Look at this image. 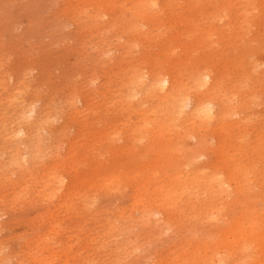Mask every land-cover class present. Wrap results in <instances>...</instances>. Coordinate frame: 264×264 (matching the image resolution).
Listing matches in <instances>:
<instances>
[{
    "label": "rangeland",
    "instance_id": "374dc122",
    "mask_svg": "<svg viewBox=\"0 0 264 264\" xmlns=\"http://www.w3.org/2000/svg\"><path fill=\"white\" fill-rule=\"evenodd\" d=\"M134 1L0 0V264H245L249 253H255L246 246L229 255L222 244L233 221L264 217V0H156L152 7L154 0H143L145 17L140 11L134 14ZM214 13L220 17L210 18ZM182 16L191 18L185 22ZM204 71L214 82L207 98L221 103L226 112L220 125L217 120L188 118V107L167 119V111H173L171 102L159 100V91L149 86L148 77L166 74L176 98L193 99L204 90L196 86L197 75ZM17 127L23 128L21 134H16ZM59 175L65 182L61 188ZM176 175L177 181L186 180L184 187L176 180L170 183ZM213 176L220 178V192L209 184ZM137 186L143 202L159 188L148 212L133 199ZM166 188L172 190L163 200ZM214 239L220 240V249L211 246ZM258 259L264 264V252Z\"/></svg>",
    "mask_w": 264,
    "mask_h": 264
},
{
    "label": "bare ground",
    "instance_id": "6f19581e",
    "mask_svg": "<svg viewBox=\"0 0 264 264\" xmlns=\"http://www.w3.org/2000/svg\"><path fill=\"white\" fill-rule=\"evenodd\" d=\"M70 1V0H69ZM107 0H105V2H106ZM109 1V0H108ZM113 1V0H112ZM126 1V0H125ZM146 1V0H145ZM151 0H148L147 2H150ZM155 1L156 0H154V2L152 1L150 4H152L151 5V7L153 6V4L155 3ZM206 1V0H205ZM228 1V0H227ZM246 1V0H245ZM250 2H251V0H249ZM253 1V0H252ZM262 1V0H261ZM74 2V1H73ZM102 2H103V0H102ZM111 2V1H110ZM128 2V1H127ZM134 2H136V6H135V8H137L135 11H134V14H136V12H138V11H140V13L142 12V14L144 13V17H145V12H144V9H143V3H147V2H143V0H135ZM176 2V1H175ZM195 2H197V1H195ZM209 2V1H208ZM211 2V1H210ZM214 2V1H213ZM212 2V3H213ZM236 2V1H235ZM256 3H258L259 2V0H258V2L257 1H255ZM100 3V2H99ZM112 3V2H111ZM120 3V2H119ZM122 3V2H121ZM120 3V4H121ZM125 3V2H124ZM133 3V2H132ZM168 3L170 4V2L168 1ZM234 3V2H233ZM264 3V2H263ZM262 3V4H263ZM73 4V3H72ZM103 4V3H102ZM123 4V3H122ZM134 4V3H133ZM133 4H132V6H133ZM149 4V3H148ZM148 4H147V6H148ZM156 4V3H155ZM197 4V3H196ZM199 4V3H198ZM208 4V3H207ZM261 4V5H262ZM104 5L105 4H103L102 5V7H104ZM107 5V4H106ZM109 5V4H108ZM112 5H114V4H112ZM124 5V4H123ZM131 5V4H130ZM176 5V4H175ZM180 5V4H179ZM211 5V4H210ZM227 5V4H226ZM226 5L225 6H223V8L224 7H226ZM239 5V4H238ZM240 5H241V2H240ZM63 6V5H62ZM115 6V5H114ZM120 6V5H119ZM118 6V7H119ZM146 6V7H147ZM174 6V5H173ZM231 6V5H230ZM249 6H252V5H250L249 4ZM259 6V5H258ZM258 6H256L257 7V9H258ZM105 7H109V6H105ZM117 7V6H116ZM117 7V8H118ZM149 8H150V6H148ZM148 7H147V9H148ZM155 7V6H154ZM169 7V6H168ZM168 7H167V9H168ZM175 7V6H174ZM192 7V6H191ZM215 7H217V6H215ZM229 7V6H228ZM236 7V6H235ZM253 7V6H252ZM264 7V6H263ZM262 7V8H263ZM110 8V7H109ZM108 8V9H109ZM127 10H126V12L128 11V8H129V5H128V8L127 7H125ZM144 8H145V6H144ZM162 8V7H161ZM165 8V7H164ZM193 8V7H192ZM222 8V7H221ZM222 8V9H223ZM261 7H260V10L262 9ZM85 9V8H84ZM83 9V10H84ZM87 9V8H86ZM90 9V8H89ZM113 9V8H112ZM147 9H146V11H147ZM153 9V8H152ZM187 9V8H186ZM194 9V8H193ZM256 9V8H255ZM106 10V9H105ZM172 10V9H171ZM175 10V9H174ZM215 10V9H214ZM213 10V11H214ZM218 10H220V9H218ZM224 10V9H223ZM116 11H118V10H116ZM115 11V12H116ZM131 11V10H130ZM168 11H169V9H168ZM167 11V12H168ZM188 11H189V9H188ZM221 12H222V10H220ZM241 11V10H240ZM129 12V11H128ZM148 12V11H147ZM150 12H151V8H150ZM149 12V13H150ZM153 12V11H152ZM162 11H160V13H161ZM217 12V11H216ZM220 12V13H221ZM263 12H264V10H263ZM139 13V14H140ZM157 13V12H156ZM171 13V12H170ZM174 13V12H173ZM175 13H177L176 11H175ZM200 12H198V14H199ZM260 13H262V12H260ZM259 13V14H260ZM105 14V12L103 13V15ZM129 14H130V12H129ZM132 14V13H131ZM138 14V13H137ZM138 14V15H139ZM142 14H141V16H142ZM186 14V13H185ZM190 14V13H189ZM193 14V13H192ZM215 14H217V13H214V16H211L210 18H215ZM147 15H149V14H147ZM155 15H157V14H155ZM154 15V16H155ZM162 15V14H161ZM174 15H176V14H174ZM177 15H179V14H177ZM211 15V14H210ZM213 15V14H212ZM236 15V14H235ZM235 15H234V17H235ZM64 16V15H63ZM86 16H87V14H86ZM105 16V15H104ZM119 16H121V14L119 15ZM123 16V15H122ZM134 16V15H133ZM163 16V15H162ZM207 16H209V15H207ZM217 16H219L220 17V15L219 14H217ZM263 16V15H262ZM67 17V16H66ZM129 17V16H128ZM148 17V16H147ZM150 17V16H149ZM186 17V16H185ZM184 17V18H185ZM218 17V18H219ZM103 18H105V17H103ZM111 18V17H110ZM124 18V17H123ZM126 18V17H125ZM130 18H133L132 17V15H131V17H129V19ZM137 18V17H136ZM140 18H142V17H140ZM154 17H152V19H153ZM168 18H170V17H168ZM167 18V19H168ZM177 18H178V16H177ZM180 18V17H179ZM182 18H183V16H182ZM181 18V19H182ZM183 18V19H184ZM189 18H191V17H188V19ZM66 19V18H65ZM127 19L128 18H126L125 20L127 21ZM128 19V20H129ZM145 19V18H144ZM155 19V18H154ZM160 18H158L157 20H159ZM186 19V18H185ZM188 19H186V21L185 22H188L187 20ZM200 19V18H199ZM226 19V18H225ZM240 19H241V17H240ZM121 19H119V21H120ZM124 20V19H123ZM124 20V21H125ZM135 20V19H134ZM136 20H138V19H136ZM150 20V19H149ZM156 20V21H157ZM195 20H197V19H195ZM205 20V19H204ZM210 20V19H209ZM208 20V21H209ZM219 20V19H218ZM90 21H91V19H90ZM97 21V20H96ZM133 21V20H132ZM139 21H140V19H139ZM138 21V22H139ZM155 21V22H156ZM178 21V20H177ZM212 21V20H211ZM215 21V20H214ZM87 22V21H86ZM89 22V21H88ZM122 23H123V21H121ZM121 22H120V24H121ZM165 22V21H164ZM198 22H200V21H198ZM202 22V21H201ZM218 22V21H217ZM235 22V21H234ZM71 23V22H70ZM128 23H130V22H128ZM133 23H134V21H133ZM132 23V24H133ZM154 23V22H153ZM181 23V22H180ZM192 23V22H191ZM190 23V24H191ZM208 23H210V22H208ZM207 23V24H208ZM238 23V22H237ZM132 24H131V28H127V30L128 29H132ZM136 24V23H135ZM160 24H162L161 22H160ZM249 24V23H248ZM103 25V24H102ZM130 25V24H129ZM136 25H139V24H136ZM135 25V26H136ZM155 25V24H154ZM187 25V24H186ZM185 25V26H186ZM210 24H208V26H209ZM238 25V24H237ZM125 26V25H124ZM135 26L133 27V28H135ZM163 26V25H162ZM193 26H194V24H193ZM128 27V26H127ZM138 27V26H137ZM140 27H141V25H140ZM142 27H143V25H142ZM156 27V26H155ZM160 27V26H159ZM201 27H203V26H201ZM206 27H207V25H206ZM231 27V26H230ZM236 27V26H235ZM234 27V28H235ZM249 27V26H248ZM252 27V26H251ZM113 28V27H112ZM122 28V27H121ZM148 28V27H147ZM157 28V27H156ZM161 28V27H160ZM198 28V27H197ZM73 29H74V27H73ZM138 29V28H137ZM136 29V30H137ZM140 29V28H139ZM154 29V28H153ZM167 28H165L164 30H166ZM196 29V25L194 26V30ZM199 29H203V28H199ZM206 29H209L208 27L206 28ZM79 30V29H78ZM123 30V29H122ZM135 30V29H134ZM149 30V29H148ZM156 30V29H155ZM158 30V29H157ZM168 30V29H167ZM236 30V29H235ZM125 31H126V29H125ZM141 31V30H140ZM163 31V30H162ZM161 31V32H162ZM196 31H198V30H196ZM204 31V29L202 30V32ZM206 31V30H205ZM213 31V30H212ZM73 32V31H72ZM131 32H133L132 30H131ZM130 31H129V33H131ZM136 32H139L138 30L136 31ZM136 32H134V34L136 33ZM143 32V31H142ZM142 32L141 33H139V35H138V37H140V34H142ZM146 31H144L143 33H145ZM157 32H159V31H157ZM156 32V33H157ZM161 32H160V34H161ZM169 32V31H168ZM180 32V31H179ZM208 32H210V31H208ZM208 32H205V33H207L208 34ZM220 32V31H219ZM88 33V32H87ZM153 33V32H152ZM155 33V34H156ZM164 33H165V31H164ZM194 33V32H193ZM122 34H126V33H122ZM133 34V33H132ZM137 34V33H136ZM177 34V33H176ZM190 35L192 34L191 33V31H190V33H189ZM188 34V35H189ZM200 34V33H199ZM130 35V34H129ZM143 35V34H142ZM141 35V36H142ZM149 35V34H148ZM148 35H146V37L148 36ZM162 35H164V34H162ZM175 35V34H174ZM201 35V34H200ZM88 36V35H87ZM131 36V35H130ZM134 36V35H133ZM133 36H131L132 38H134ZM153 36V35H152ZM212 36V35H211ZM137 37V36H136ZM137 37V38H138ZM158 37H161V36H158ZM181 37V36H180ZM197 37H200V36H197ZM206 37H208V36H206ZM148 38H150V37H148ZM148 38H146V39H148ZM156 38V37H155ZM187 38V37H186ZM185 38V39H186ZM76 39H77V37H76ZM95 39V38H94ZM114 39H115V37H114ZM125 39H127V37L125 38ZM124 39V40H125ZM135 39V38H134ZM187 39H189V38H187ZM208 39H210V37L208 38ZM119 40V39H118ZM128 40H129V38H128ZM170 40H172V38L170 39ZM179 40V39H178ZM205 40V39H204ZM207 40V39H206ZM120 41V40H119ZM151 41H153V40H151ZM195 41V40H194ZM99 42V41H98ZM129 42V41H128ZM132 42V41H131ZM134 42L135 41H133L132 43L134 44ZM182 42V41H181ZM190 42V41H189ZM125 43V42H124ZM131 43V44H132ZM136 43V42H135ZM162 43V42H161ZM164 43V42H163ZM128 43L126 42V45H127ZM133 44H132V46H133ZM164 44H166V43H164ZM198 44V43H197ZM200 44V43H199ZM79 45V44H78ZM128 45H130V43L128 44ZM93 46V45H92ZM146 46H147V44H146ZM179 46V45H178ZM178 46H174V47H178ZM184 46V45H183ZM186 46V45H185ZM78 47V46H77ZM96 47V46H95ZM109 47V46H108ZM134 47H135V45H134ZM79 48V47H78ZM170 49L172 48V47H169ZM190 49H191V51H192V48L191 47H189ZM194 48V47H193ZM208 48V47H207ZM168 49V48H167ZM77 50V49H76ZM172 50H174V49H172ZM183 50V49H182ZM189 50V49H188ZM188 50H186V51H188ZM204 50V49H203ZM72 51V50H71ZM95 51V50H94ZM93 51V52H94ZM99 51V50H98ZM128 51V50H127ZM142 51V50H141ZM163 51V50H162ZM161 51V52H162ZM165 51V50H164ZM163 51V52H164ZM82 52V51H81ZM123 52V51H122ZM172 52V51H171ZM171 52H165V53H170V54H168L169 55V57L170 56H172L173 54H171ZM108 53V55H109V53L110 52H107ZM173 53V52H172ZM141 54V53H140ZM164 54V53H163ZM162 54V56L164 57V55ZM167 55V56H168ZM187 55H189V53L187 54ZM215 55V54H214ZM137 56V55H136ZM86 57V56H85ZM105 57V56H104ZM114 57H117V56H114ZM120 57V56H119ZM118 57V58H119ZM123 57V56H122ZM133 57H134V54H133ZM147 57V56H146ZM155 57V56H154ZM5 58V57H4ZM126 58V57H125ZM148 58V57H147ZM3 59V58H2ZM149 59V58H148ZM182 59V58H181ZM150 60V59H149ZM148 60V61H149ZM152 60V59H151ZM150 60V61H151ZM167 60V59H166ZM188 60V59H187ZM110 61V60H109ZM154 61V60H153ZM1 62V61H0ZM117 62V61H116ZM132 62V61H131ZM145 62V61H144ZM152 62V61H151ZM164 62V61H163ZM166 62V61H165ZM193 62V61H192ZM5 63V62H4ZM138 63V62H137ZM156 63V62H155ZM154 63V64H155ZM208 63V62H207ZM144 64V63H143ZM151 64V63H150ZM174 64V63H173ZM191 64V63H190ZM193 64V63H192ZM196 64V63H195ZM217 64V63H216ZM132 65H133V63H132ZM135 65V64H134ZM149 65V64H148ZM179 65V64H178ZM189 65V64H188ZM203 65V64H202ZM221 65V64H220ZM146 66V65H145ZM161 66V65H160ZM167 66H169V65H167ZM193 66V65H192ZM22 67V66H21ZM220 67V66H219ZM0 68H1V66H0ZM128 68V67H127ZM166 68V67H165ZM181 68H183V67H181ZM185 68V67H184ZM92 69V68H91ZM134 69V68H133ZM213 69V68H212ZM211 69V70H212ZM215 69V68H214ZM22 70V69H21ZM115 70V69H114ZM145 70V69H144ZM167 70V69H166ZM185 70V69H184ZM218 70V69H217ZM142 71V70H141ZM160 71V70H159ZM26 72V71H25ZM145 72V71H144ZM162 72V71H161ZM165 72V71H164ZM173 72V71H172ZM219 72V71H218ZM177 73V72H176ZM181 73V72H180ZM212 73V72H211ZM239 73V72H238ZM93 74V73H92ZM126 74V73H125ZM132 74V73H131ZM178 74V73H177ZM185 74V73H184ZM195 74V73H194ZM120 75V74H119ZM145 75V74H144ZM175 75V74H174ZM173 75V76H174ZM186 75V74H185ZM219 75V74H218ZM129 76V75H128ZM171 76V75H170ZM21 77V76H20ZM179 77V76H178ZM219 77V76H218ZM16 78V77H15ZM87 78V77H86ZM184 78V77H183ZM197 78H198V82L196 83V86L198 87V88H203L204 90L202 91V92H200L199 94H196V95H194V97H193V99H190L189 97H183V96H181V97H178V98H176V95H175V93H174V84H173V82H172V80L170 79V77L168 76V75H166V74H163V75H161V76H154V77H152L151 75L148 77V79H150V81L151 82H149V86L151 87H153V88H155V89H157L158 91H159V100L160 101H162V102H171V108L173 109V111H167V116H166V118L167 119H171V117H173L174 116V113H176L177 112V114L179 115V113H180V115H181V112L182 111H184V108L185 107H188V112H186L187 113V116H188V118H198V119H200L201 121H204V122H209V123H211L212 122V120H217V123H219V125H220V119L223 117V115L226 113H224V107H223V105L222 106H220V104L221 103H219L218 105L214 102V101H212L210 98H207V96L209 97V92L214 88V82H213V79H212V76H211V74L208 72V71H204V72H201V73H199L198 75H197ZM214 78V77H213ZM92 79V78H91ZM98 79H100V78H98ZM143 80V78H141V76H140V74H139V82H144V81H142ZM113 80V79H112ZM185 80H187V79H185ZM21 81V80H20ZM93 81V80H92ZM95 81V80H94ZM137 81V80H136ZM178 81V80H177ZM182 81V80H181ZM222 81V80H221ZM19 82V81H18ZM99 82V81H98ZM139 82H138V84H139ZM185 82V81H184ZM183 82V83H184ZM19 83H21V82H19ZM74 83V82H73ZM93 83V82H92ZM95 83H97V82H95ZM106 83V82H105ZM17 85H18V83H16ZM62 84V83H61ZM65 85V84H64ZM216 85V84H215ZM23 86V85H22ZM26 86V85H25ZM74 86V85H73ZM111 86V85H110ZM147 86V85H146ZM176 86V85H175ZM16 87V86H15ZM64 87V86H63ZM69 87V86H68ZM205 87V88H204ZM3 88H5V87H3ZM222 88V87H221ZM103 89V88H102ZM206 89V90H205ZM14 90H16V89H14ZM63 90V89H62ZM100 90V89H99ZM107 90L108 89H106V92H107ZM145 90V89H144ZM190 90V89H189ZM238 90V89H237ZM23 91V90H22ZM26 91V90H25ZM33 91V90H32ZM31 91V92H32ZM113 91H114V89H113ZM122 91V90H121ZM16 92V91H15ZM18 92V91H17ZM21 92V91H20ZM28 92V91H27ZM88 92V91H87ZM86 92V93H87ZM191 92V91H190ZM13 93V92H12ZM50 93V92H49ZM56 93V92H55ZM105 93V92H104ZM130 93V92H129ZM138 93V92H137ZM156 93V92H155ZM192 93V92H191ZM198 93V92H197ZM1 94V93H0ZM23 94V93H22ZM72 94H74V93H72ZM99 94V93H98ZM135 94V93H134ZM248 94V93H247ZM246 94V95H247ZM257 94V93H256ZM37 95V94H36ZM53 95V94H52ZM57 95V94H56ZM58 96V95H57ZM92 96V95H91ZM97 96V95H96ZM110 96V95H109ZM127 96V95H126ZM130 96V95H129ZM134 96V95H133ZM133 96H130L131 97V99H133L132 97ZM136 96V95H135ZM214 96V95H213ZM234 96V95H233ZM255 96V95H254ZM40 97H42V96H40ZM53 97V96H52ZM130 97L128 98L127 97V99H130ZM229 97V96H228ZM236 97V96H235ZM101 98V97H100ZM136 98V97H135ZM145 98V97H144ZM157 98V97H156ZM212 98V97H211ZM11 99H12V97H11ZM86 99H88V98H86ZM93 99V98H92ZM123 99V98H122ZM149 99V98H148ZM221 99V98H220ZM223 99V98H222ZM9 100V99H8ZM13 100V99H12ZM21 101H22V99H20ZM24 100V99H23ZM36 100V99H35ZM78 100V99H77ZM114 100V99H113ZM118 100V99H117ZM126 100V99H125ZM137 100V99H136ZM154 100V99H153ZM237 100V99H236ZM20 101V102H21ZM223 101V100H222ZM239 101V100H238ZM17 102V101H16ZM18 102H19V100H18ZM68 102V101H67ZM75 102V101H74ZM77 102V101H76ZM93 102V101H92ZM97 102V101H96ZM153 102V101H152ZM30 103V102H29ZM65 103V102H64ZM100 103V102H99ZM225 103V102H224ZM228 103H229V101H228ZM233 103V102H232ZM24 104V103H23ZM70 104V103H69ZM158 104H160V103H158ZM231 104V103H230ZM3 105V104H2ZM46 105V104H45ZM53 105V104H52ZM63 105V104H62ZM111 105V104H110ZM109 105V106H110ZM133 105V104H132ZM145 105V104H144ZM143 105V106H144ZM217 105V106H216ZM252 105V104H251ZM31 106V105H30ZM42 106V105H41ZM115 106V105H114ZM148 106V105H147ZM33 107V106H32ZM36 107V106H35ZM103 107V106H102ZM136 107V106H135ZM162 107H163V105H162ZM190 107V108H189ZM232 107H234V105L233 106H231L230 108H232ZM55 108V107H54ZM98 108V107H97ZM121 108V107H120ZM142 108V107H141ZM9 109V108H8ZM28 109V108H27ZM60 109V108H59ZM58 109V110H59ZM77 109V108H76ZM80 109V108H79ZM99 109V108H98ZM170 109V108H169ZM185 109H187V108H185ZM81 110V109H80ZM91 110V109H90ZM108 110V109H107ZM118 110V109H117ZM152 110V109H151ZM150 110V111H151ZM159 110V109H158ZM158 110H157V112H158ZM228 110V109H227ZM237 110V109H236ZM242 110V109H241ZM1 111V110H0ZM9 111V110H8ZM47 111V110H46ZM45 111V112H46ZM61 111H63V112H65L63 109L61 110ZM145 111V110H144ZM147 111V110H146ZM145 111V112H146ZM156 111V110H155ZM239 111V110H238ZM238 111H236V112H238ZM15 112V111H14ZM28 112L31 114H33V112H34V109L33 108H30L29 110H28ZM73 112H74V110H73ZM76 112H78V111H75L74 113H76ZM140 112V111H139ZM185 112V111H184ZM37 113V112H36ZM43 113V112H42ZM53 113V112H52ZM88 113V112H87ZM135 113H137V112H135ZM148 114H149V112H147ZM39 114V113H38ZM86 114V113H85ZM121 114V113H120ZM145 114V113H144ZM151 114V113H150ZM26 115H28V113L26 114ZM51 115V114H50ZM141 115V114H140ZM179 115V116H180ZM185 115V114H184ZM78 116V115H77ZM90 116V115H89ZM101 116V115H100ZM103 116V115H102ZM122 116V115H121ZM130 116V115H129ZM179 116L177 117V118H179ZM9 117H10V115H9ZM29 117H31L32 118V116H29ZM55 117V116H54ZM57 117V116H56ZM58 117H60V116H58ZM99 117V116H98ZM108 117V116H107ZM80 118V117H79ZM85 118V117H84ZM122 118V117H121ZM127 118V117H126ZM142 118V117H141ZM165 118V119H166ZM34 119V118H33ZM32 119V120H33ZM50 119H52V118H49V120ZM71 119H72V117H71ZM81 119H83V117L82 118H80V120ZM114 119V118H113ZM129 119V118H128ZM131 119V118H130ZM181 119H182V117H181ZM197 119V120H198ZM30 120V119H29ZM46 120H48V118L46 119ZM59 120V119H58ZM85 120V119H84ZM90 120V119H89ZM89 120H88V122H89ZM95 120V119H94ZM123 120V119H122ZM134 120V119H133ZM183 120V119H182ZM224 120V119H223ZM245 120V119H244ZM5 121V120H4ZM54 121V120H53ZM92 121V120H91ZM100 121V120H99ZM113 121V120H112ZM176 121V120H175ZM185 121V120H184ZM188 121V120H187ZM211 121V122H210ZM75 122V121H74ZM93 122V121H92ZM111 122V121H110ZM135 122V121H134ZM224 122V121H223ZM34 123V122H33ZM66 123V122H65ZM99 123V122H98ZM164 123V122H163ZM4 124V123H3ZM8 124V123H7ZM46 124V123H45ZM52 124V123H51ZM71 124V123H70ZM134 124V123H133ZM185 124V123H184ZM227 124V123H226ZM225 124V125H226ZM26 125V124H25ZM53 125H54V123H53ZM61 125V124H60ZM157 125V124H156ZM182 125V124H181ZM180 125V126H181ZM186 125V124H185ZM15 126V125H14ZM19 126H21V125H19ZM96 126V125H95ZM103 126V125H102ZM146 126H148V125H146ZM210 126V125H209ZM216 126H218V125H216ZM71 127V126H70ZM92 127V126H91ZM109 127V126H108ZM139 127V126H138ZM137 126L136 127H132V128H138ZM144 126H141V128H143ZM202 127H204V126H202ZM224 127V126H223ZM18 128V127H17ZM42 128V127H41ZM48 128V127H47ZM150 128V127H149ZM165 128V127H164ZM180 128V127H179ZM184 128H186V127H184ZM216 128V127H215ZM239 128V127H238ZM248 128V127H247ZM45 129V128H44ZM77 129V128H76ZM86 129V128H85ZM106 129V128H105ZM122 129V128H121ZM162 129V127H160L159 126V129L158 130H161ZM197 129H199L200 130V128H197ZM205 129V128H204ZM210 129H211V127H210ZM256 129V128H255ZM7 130V129H6ZM12 130V129H11ZM22 130H23V128H18L17 129V131H16V134H21V132H22ZM95 130V129H94ZM150 130V129H149ZM182 130V129H181ZM203 130V129H202ZM206 130V129H205ZM241 130V129H240ZM26 131V130H25ZM41 131H43V130H41ZM45 131V130H44ZM48 131V130H47ZM62 131V130H61ZM108 131H111V130H108ZM107 131V132H108ZM120 131V130H119ZM118 131V132H119ZM129 131V130H128ZM138 131V130H137ZM152 131V130H151ZM255 131V130H254ZM1 132V131H0ZM53 132V131H52ZM73 132V131H72ZM98 132V131H97ZM147 132V131H146ZM159 132V131H158ZM166 131H164V133H165ZM253 132V131H252ZM29 133V132H28ZM38 133H39V131H38ZM46 133V132H45ZM99 133H101V131L99 132ZM121 133V132H120ZM128 133V132H127ZM147 133H150V132H147ZM155 133H157V132H155ZM167 133V132H166ZM172 133V132H171ZM184 133V132H183ZM203 133V132H202ZM217 133V132H216ZM231 133V132H230ZM41 134V133H40ZM82 134V133H81ZM137 134V133H136ZM169 134V133H168ZM186 134H188V133H186ZM209 134V133H208ZM207 134V135H208ZM224 134H225V132H224ZM91 135V134H90ZM116 135H118V134H116ZM147 135V134H146ZM160 135V134H159ZM185 135V134H184ZM189 135V134H188ZM198 135V134H197ZM205 135V134H204ZM231 135H233V134H231ZM249 135V134H248ZM3 136V135H2ZM18 136V135H17ZM21 136V135H20ZM24 136V135H23ZM49 136V135H48ZM70 136V135H69ZM95 136V135H94ZM100 136H102V135H100ZM136 136V135H135ZM161 136V135H160ZM176 136H178L177 134H176ZM196 136V135H195ZM7 137V136H6ZM41 137V136H40ZM80 137V136H79ZM109 137H110V135H109ZM111 137H113V136H111ZM117 137V136H116ZM120 137V136H119ZM130 137V136H129ZM198 137V136H197ZM201 137V136H200ZM226 137H227V135H226ZM34 138V137H33ZM53 138V137H52ZM51 138V139H52ZM92 138H94V137H92ZM115 138V137H114ZM118 138V137H117ZM146 138V137H145ZM158 138V137H157ZM156 138V139H157ZM225 138V137H224ZM253 138V137H252ZM7 139V138H6ZM49 139V138H48ZM58 139V138H57ZM79 139V138H78ZM86 139V138H85ZM96 139V138H95ZM131 139V138H130ZM137 138H135V140H136ZM139 139V138H138ZM137 139V140H138ZM141 139H144V138H141ZM155 139V140H156ZM178 139V138H177ZM193 139V138H192ZM245 139V138H244ZM2 140H3V138H2ZM53 140V139H52ZM67 140V139H66ZM83 140V139H82ZM125 140V139H124ZM154 140V141H155ZM166 140V139H165ZM176 140V139H175ZM204 140V139H203ZM23 141V140H22ZM49 141V140H48ZM47 141V142H48ZM120 141V140H119ZM131 141V140H130ZM139 141H140V139H139ZM138 141V142H139ZM153 141V140H152ZM172 141H174V140H172ZM228 141V140H227ZM261 140L259 139V141L258 142H260ZM52 142V141H51ZM57 142V141H56ZM73 142H74V140H73ZM151 142V141H150ZM149 142V143H150ZM167 142H169L168 141V139H167V141H166V143ZM230 142V141H229ZM251 142V141H250ZM254 142V141H253ZM257 142V143H258ZM63 143V142H62ZM81 143V142H80ZM87 143V142H86ZM98 143H100V141L98 142ZM118 143H120V142H118ZM148 143V142H147ZM180 143V142H179ZM205 143V142H204ZM1 144V143H0ZM46 144V143H45ZM57 144V143H56ZM64 144V143H63ZM197 144V143H196ZM228 144V143H227ZM9 145V144H8ZM42 145V144H41ZM96 145V144H95ZM106 145V144H105ZM129 145V144H128ZM145 145V144H144ZM143 145V146H144ZM150 145H151V143H150ZM175 145V144H174ZM173 145V146H174ZM201 145V144H200ZM30 146V145H29ZM44 146V145H43ZM55 146V145H54ZM63 146V145H62ZM80 146V145H79ZM118 146V145H117ZM192 146V145H191ZM204 146V145H203ZM224 146V145H223ZM41 147V146H40ZM126 147H128V146H126ZM126 147H125V150H126ZM136 147V146H135ZM162 147V146H161ZM166 147V146H165ZM221 147V146H220ZM226 147V146H225ZM228 147V146H227ZM21 148V147H20ZM59 148V147H58ZM57 148V149H58ZM71 148V147H70ZM85 148H87V147H85ZM93 148V147H92ZM138 148V147H137ZM143 148V147H142ZM156 148H158V147H156ZM169 148V147H168ZM245 148V147H244ZM243 148V149H244ZM62 149V148H61ZM60 149V150H61ZM77 149V148H76ZM98 149V148H97ZM114 149H115V147H114ZM144 149V148H143ZM149 149V148H148ZM181 150H182V148H180ZM180 149H178L180 152H181V150ZM190 149V148H189ZM195 149V148H194ZM204 149V148H203ZM207 149H209V148H207ZM206 149V150H207ZM228 149V148H227ZM25 150V149H24ZM70 150V149H69ZM75 150V149H74ZM90 150V149H89ZM167 150H169V149H167ZM166 150V151H167ZM172 150H174V148L172 149ZM212 150H214V149H212ZM226 150V149H225ZM18 151V150H17ZM57 151V150H56ZM94 151V150H93ZM98 151V150H97ZM96 151V152H97ZM120 151V150H119ZM134 151V150H133ZM156 151V150H155ZM159 151V150H158ZM165 151V150H164ZM175 151H176V148H175ZM184 151V150H183ZM200 151H202V150H200ZM33 152V151H32ZM46 152V151H45ZM102 152V151H101ZM185 152V151H184ZM221 152V151H220ZM229 152V151H228ZM54 153V152H53ZM66 153V152H65ZM74 153V152H73ZM89 153V152H88ZM121 153V152H120ZM135 153H137L136 151H135ZM172 153V152H171ZM179 153V152H178ZM223 153V152H222ZM252 152H250L249 154H251ZM78 154V153H77ZM108 154V153H107ZM123 154V153H122ZM132 154V153H131ZM140 154V153H139ZM146 154V153H145ZM159 154V153H158ZM162 154V153H161ZM184 154V153H183ZM182 154V155H183ZM230 154H231V152H230ZM253 154V153H252ZM2 155V154H1ZM27 155V154H26ZM72 155V154H71ZM99 155V154H98ZM102 154H100L99 156H101ZM135 155V154H134ZM31 156H33V155H31ZM89 156V155H88ZM97 156V155H96ZM139 156V155H138ZM195 156V155H194ZM231 156V155H230ZM40 157V156H39ZM51 157V156H50ZM68 157V156H67ZM69 157H70V155H69ZM76 157V156H75ZM121 157V156H120ZM182 157V156H181ZM185 157V156H184ZM196 157V156H195ZM194 157V158H195ZM23 159H24V157H22ZM45 158V157H44ZM59 158V157H58ZM63 158V157H62ZM81 158V157H80ZM79 158V159H80ZM111 158V157H110ZM141 158V157H140ZM144 158V157H143ZM152 158V157H151ZM228 158V157H227ZM226 158V159H227ZM258 158H261V157H258ZM10 159V158H9ZM57 159V158H56ZM76 159V158H75ZM75 159H74V161H75ZM107 159V158H106ZM219 159V158H218ZM255 159V158H254ZM25 160V159H24ZM33 160V159H32ZM39 160V159H38ZM63 160V159H62ZM84 160V159H83ZM144 160V159H143ZM154 160V159H153ZM217 160V159H216ZM242 160V159H241ZM246 160V159H245ZM73 161V160H72ZM77 161V160H76ZM85 161V160H84ZM90 161H92L91 160V158H90ZM162 161V160H161ZM161 161H159V162H161ZM166 161V160H165ZM212 161H215V160H212ZM234 161H235V159H234ZM35 162V161H34ZM41 162V161H40ZM132 162V161H131ZM138 162V161H137ZM152 162H154V161H152ZM158 162V163H159ZM170 162V161H169ZM230 162V161H229ZM241 162V161H240ZM57 163V162H56ZM126 163V162H125ZM135 163V162H134ZM143 163V162H142ZM157 163V162H156ZM157 163V164H158ZM167 163V162H166ZM161 164V165H167V164ZM182 163V161L180 162V164ZM191 163V162H190ZM211 163V162H210ZM259 163V162H258ZM5 164V163H4ZM24 164V163H23ZM48 164V163H47ZM151 164V163H150ZM173 164V163H172ZM171 164V165H172ZM209 164V163H208ZM217 164V163H216ZM216 164H215V166H216ZM237 164V163H236ZM240 164V163H239ZM68 165V164H67ZM82 165V164H81ZM175 165V164H174ZM194 165V164H193ZM207 165V164H206ZM261 165V164H260ZM28 166V165H27ZM69 166V165H68ZM94 166V165H93ZM138 166V165H137ZM141 166H143V165H141ZM190 166V165H189ZM230 166V165H229ZM228 166V167H229ZM30 167V166H29ZM47 167V166H46ZM123 167V166H122ZM168 167H169V165H168ZM185 167V166H184ZM263 167V166H262ZM1 168V167H0ZM70 168V167H69ZM85 168V167H84ZM115 168H117V167H115ZM132 168V167H131ZM139 168H141V167H139ZM155 168V167H154ZM173 168V167H172ZM190 168V167H189ZM210 168V167H209ZM223 168V167H222ZM11 169H12V167H11ZM39 169V168H38ZM43 169V168H42ZM46 169V168H45ZM75 169V168H74ZM111 169V168H110ZM147 169V168H146ZM152 169V168H151ZM159 169V168H158ZM164 169H166V168H164ZM163 169V170H164ZM168 169V168H167ZM199 169V168H198ZM217 169V168H216ZM225 169V168H224ZM134 170V169H133ZM138 170V169H137ZM136 170V171H137ZM143 170V169H142ZM141 170V171H142ZM174 170V169H173ZM4 171V170H3ZM108 171V170H107ZM110 171V170H109ZM129 171V170H128ZM146 171V170H145ZM157 171V170H156ZM165 171V170H164ZM216 171V170H215ZM221 171V170H220ZM233 171V170H232ZM261 171V170H260ZM114 172V171H113ZM130 172V171H129ZM166 172V171H165ZM164 172V173H165ZM227 172V171H226ZM258 172H259V170H258ZM44 173V172H43ZM60 173V172H59ZM75 173V172H74ZM85 173V172H84ZM110 173V172H109ZM139 173V172H138ZM155 173V172H154ZM153 173V174H154ZM171 173V172H170ZM201 173V172H200ZM94 174V173H93ZM95 174H97V173H95ZM132 174V173H131ZM137 174V173H136ZM177 174V173H176ZM202 174V173H201ZM204 174V173H203ZM224 174V173H223ZM110 175V174H109ZM117 175V174H116ZM122 175V174H121ZM148 175H149V173H148ZM155 175V174H154ZM248 175V174H247ZM50 176H52V175H50ZM106 176V175H105ZM104 176V177H105ZM168 176H169V174H168ZM179 176V175H178ZM258 176V175H257ZM19 177V176H18ZM49 177V176H48ZM64 177V176H63ZM108 177V176H107ZM137 177V176H136ZM135 177V178H136ZM140 177V176H139ZM138 177V178H139ZM145 177V176H144ZM167 177V176H166ZM221 177V176H220ZM21 178V177H20ZM23 178V177H22ZM34 178V177H33ZM101 178V177H100ZM106 178V177H105ZM110 178H112V176L110 177ZM121 178V177H120ZM126 178H127V175H126ZM128 178H131L132 179V177H128ZM167 178H170V177H167ZM222 178H224V177H222ZM221 178V179H222ZM264 178V177H263ZM25 179V178H24ZM92 179V178H91ZM115 179V178H114ZM137 179V178H136ZM147 179V178H146ZM177 175L175 176V177H171V179H169L170 180V183L171 184H173L174 182H176L177 180ZM195 179V178H194ZM193 179V180H194ZM226 179V178H225ZM77 180H78V178H77ZM101 180H102V178H101ZM103 180H104V178H103ZM116 180H117V178H116ZM128 180V179H127ZM130 180V179H129ZM154 180V179H153ZM160 180V179H159ZM176 180V181H175ZM198 180H201V179H198ZM256 180V179H255ZM2 181V180H1ZM58 181V187H62L63 185H64V180L62 179V178H60V175H59V179L57 180ZM80 181V180H79ZM93 181V180H92ZM98 181H99V178H98ZM110 181V180H109ZM131 181V180H130ZM133 181V180H132ZM158 181V180H157ZM180 181V180H179ZM179 181H177V184H178V186L179 187H184V183H186V180L185 179H182L181 178V181L179 182ZM228 181V180H227ZM142 182V181H141ZM144 182V181H143ZM147 182V181H146ZM159 182V181H158ZM199 182V181H198ZM18 183V182H17ZM41 183V182H40ZM93 183H94V181H93ZM212 183H213V185H212ZM236 183V182H235ZM7 184V183H6ZM84 184V183H83ZM129 184V183H128ZM143 184V183H142ZM209 184H210V186L212 187H215L216 188V190L217 191H219L220 192V178H216V177H212V178H210L209 179ZM222 184H225V185H228V183L227 182H222ZM260 184V183H259ZM98 185V184H97ZM97 185H94V187L95 186H97ZM107 185V184H106ZM3 186V185H2ZM6 186V185H5ZM34 186V185H33ZM81 186V185H80ZM109 186V185H108ZM118 186V185H117ZM135 186V185H134ZM140 186V185H139ZM199 186V185H198ZM222 186V185H221ZM234 186V185H233ZM45 187V186H44ZM43 187V188H44ZM66 187V186H65ZM64 187V188H65ZM82 187V186H81ZM92 187V186H91ZM101 187V186H100ZM122 187V186H121ZM152 187V186H151ZM158 187V186H157ZM231 187V186H230ZM237 187V186H236ZM36 188V187H35ZM98 188V187H97ZM120 188V187H119ZM126 188V187H125ZM193 188V187H192ZM20 189V188H19ZM90 189V188H89ZM112 189V188H111ZM115 189V188H114ZM133 189V188H132ZM152 189V188H151ZM174 189V188H173ZM177 189V188H176ZM256 189V188H255ZM60 190V189H59ZM80 190V189H79ZM82 190V189H81ZM106 190H108V189H106ZM139 190H141L140 189V187H138L137 186V188L135 189V192L133 193L134 194V196H133V199L134 200H136V201H138L139 203H140V205L142 206V210L144 211V212H148L149 211V209H150V205L152 204V202L156 199V197L159 195V188H154V189H152L149 193H148V199L146 200V202H143L142 201V199L140 198V192H139ZM168 190H172V188H166L165 190H164V192H162V193H164V196L162 197L163 198V200H165V196H168V193H167V191ZM181 190H183V189H181ZM28 191V190H27ZM74 191V190H73ZM95 191V190H94ZM112 191V190H111ZM179 191H180V189H179ZM204 191V190H203ZM213 191V190H212ZM211 191V192H212ZM3 192H5V191H3ZM54 192H56V190L54 191ZM53 192V193H54ZM65 192V191H64ZM67 192V191H66ZM69 192V191H68ZM115 192V191H114ZM116 192H118V191H116ZM120 192V191H119ZM176 192H178V191H176ZM188 192V191H187ZM201 192V191H200ZM216 192V191H215ZM46 193V192H45ZM48 193V192H47ZM144 193V192H143ZM189 193V192H188ZM198 193V192H197ZM237 193V192H236ZM20 194V193H19ZM96 194V193H95ZM94 194V195H95ZM99 194V193H98ZM106 194V193H105ZM174 194V193H173ZM222 194V193H221ZM1 195V194H0ZM104 195V194H103ZM162 195V194H161ZM181 195V194H180ZM196 195V194H195ZM223 195V194H222ZM24 196H26V195H24ZM49 196H50V194H49ZM100 196V195H99ZM182 196V195H181ZM188 196H189V194H188ZM210 196V195H209ZM111 197V196H110ZM141 197H142V195H141ZM202 197V196H201ZM45 198V197H44ZM51 198H53V197H51ZM50 198V199H51ZM160 198V197H159ZM168 198V197H167ZM189 198V197H188ZM48 199V198H47ZM66 199V198H65ZM115 199V198H114ZM146 199V198H145ZM198 199V198H197ZM255 199V198H254ZM74 200V199H73ZM94 200H96V199H94ZM117 200V199H116ZM115 200V201H116ZM131 200H132V198H131ZM130 200V201H131ZM162 200V201H163ZM210 200V199H209ZM36 201V200H35ZM80 201V200H79ZM185 201V200H184ZM215 201V200H214ZM159 202V201H158ZM158 202H154L155 204H157ZM48 203V202H47ZM88 203V202H87ZM204 203V202H203ZM234 203V202H233ZM248 202H246V204H247ZM36 204V203H35ZM94 204V203H93ZM130 204H132V203H130ZM159 204V203H158ZM187 204V203H186ZM209 204V203H208ZM260 204V203H259ZM114 205V204H113ZM169 205V204H168ZM167 205V206H168ZM183 205V204H182ZM203 205V204H202ZM207 205V204H206ZM234 205V204H233ZM244 205V204H243ZM58 206H60L59 204H58ZM91 206H93V205H90V208H92ZM115 206H117V205H115ZM125 206V205H124ZM153 206V205H152ZM155 206H157V205H155ZM180 206V205H179ZM260 206V205H259ZM262 206V205H261ZM54 207V206H53ZM160 207V206H159ZM211 207V206H210ZM244 207V206H243ZM44 208V207H43ZM116 208V207H115ZM120 208V207H119ZM129 208V207H128ZM132 208V207H131ZM156 208V207H155ZM186 208V207H185ZM184 208V209H185ZM232 208V207H231ZM34 209V208H33ZM41 209V208H40ZM47 209V208H46ZM117 209V208H116ZM136 209V208H135ZM178 209H180V208H178ZM247 209V208H246ZM44 210V209H43ZM49 210V209H48ZM123 210V209H122ZM130 210V209H129ZM141 210V209H140ZM173 210V209H172ZM251 210V209H250ZM58 211V210H57ZM109 211H110V209H109ZM116 211V210H115ZM120 211V210H119ZM161 211V210H160ZM159 211V212H160ZM169 211V210H168ZM167 211V212H168ZM186 211V210H185ZM206 211V210H205ZM211 211H213V210H211ZM53 212V211H52ZM123 212V211H122ZM121 212V213H122ZM141 212V211H140ZM179 212V211H178ZM177 212V213H178ZM196 212V211H195ZM263 212V211H262ZM69 213V212H68ZM106 213V212H105ZM129 213V212H128ZM153 213V212H152ZM154 213H156V212H154ZM170 213V212H169ZM183 213H185V212H183ZM48 214H50V213H48ZM58 214V213H57ZM104 214V213H103ZM107 214V213H106ZM123 214V213H122ZM131 214V213H130ZM167 214V213H166ZM179 214V213H178ZM188 214V213H187ZM212 214V213H211ZM116 215V214H115ZM128 216H130L129 214H127ZM131 215H133L134 216V214L132 213ZM155 215V214H154ZM158 215V214H157ZM170 215V214H169ZM88 216V215H87ZM122 216V215H121ZM138 216V215H137ZM117 217H119V216H117ZM124 217V216H123ZM151 217H153V216H151ZM166 217V216H165ZM174 217H175V215H174ZM177 217V216H176ZM235 217V216H234ZM253 217V216H252ZM261 217V216H260ZM108 218V217H107ZM115 218V217H114ZM142 218V217H141ZM159 218H161V217H159ZM210 218H212V217H210ZM256 217H254L252 220H250V221H246V222H242V221H238V220H235V221H233V225L232 226H229L228 227V231L230 232V234L229 235H227V236H225V238H227L226 240H225V243H223L222 245L224 246V247H226V249H227V253L229 254V255H232V254H234L235 252H236V250L237 251H244L245 250V247L246 246H250V247H252V248H254L253 249V252H255L254 254H251V253H249V255H248V260H249V262L248 263H245V264H263L262 263V261L260 260L259 261V259H258V254H260V253H263L264 252V217H263V219H255ZM43 219V218H42ZM80 219V218H79ZM131 219H132V217H131ZM140 219V218H139ZM138 219V220H139ZM144 219V218H143ZM143 219H141V220H143ZM170 219H172V218H170ZM174 219V218H173ZM204 219V218H203ZM208 219V218H207ZM206 219V220H207ZM213 219V218H212ZM66 220V219H65ZM88 220V219H87ZM90 220V219H89ZM161 220H162V218H161ZM184 220H185V218H184ZM210 220V219H209ZM97 221V220H96ZM111 221V220H110ZM122 221V220H121ZM125 221V220H124ZM131 221V220H130ZM160 221V220H159ZM91 222V221H90ZM89 222V223H90ZM117 222V221H116ZM115 222V223H116ZM136 222H138V221H136ZM191 222H192V220H191ZM59 223V222H58ZM85 223V222H84ZM106 223H107V220H106ZM135 223V222H134ZM139 223V222H138ZM150 223V222H149ZM186 223V222H185ZM67 224V223H66ZM80 224V223H79ZM102 224V223H101ZM121 224V223H120ZM55 225V224H54ZM86 225V224H85ZM98 224H96V226H97ZM100 225V224H99ZM122 225V224H121ZM130 225H132V221H131V224ZM136 225V224H135ZM168 225V224H167ZM87 226V225H86ZM89 226V225H88ZM109 227H111L110 225H108ZM107 226V227H108ZM115 226V225H114ZM146 226V225H145ZM152 226V225H151ZM169 226V225H168ZM136 227H138V226H136ZM184 227H185V225H184ZM39 228V227H38ZM37 228V229H38ZM41 228V227H40ZM89 228V227H88ZM100 228V227H99ZM115 228H117V227H115ZM175 228V227H174ZM173 228V229H174ZM186 228V227H185ZM32 229V228H31ZM49 229H52V228H50L49 227ZM80 229H82V228H80ZM90 229V228H89ZM97 229V228H96ZM120 229V228H119ZM30 230V229H29ZM33 230V229H32ZM68 230V229H67ZM115 230V229H114ZM167 230V229H166ZM69 231V230H68ZM91 231V230H90ZM37 232V231H36ZM48 232V231H47ZM109 234H110V231L108 232ZM122 233V232H121ZM124 233V232H123ZM181 233V232H180ZM32 234V233H31ZM50 234V233H49ZM76 234V233H75ZM82 234V233H81ZM99 234V233H98ZM41 235V234H40ZM87 235V234H86ZM177 235H179V234H177ZM226 235V234H225ZM66 236V235H65ZM180 236V235H179ZM218 236V235H217ZM228 236H230V239H228ZM27 237V236H26ZM76 237V236H75ZM88 237V236H87ZM146 237V236H145ZM95 238V237H94ZM23 239H25V238H23ZM60 239V238H59ZM68 239V238H67ZM215 240V239H214ZM44 241H47V240H44ZM182 241V240H181ZM28 242V241H27ZM32 242V241H31ZM105 242V241H104ZM188 242V241H187ZM88 243H89V241H88ZM53 245V244H52ZM63 245V244H62ZM66 245V244H65ZM213 245V247H215L216 249H220V240H215L214 241V243L213 244H211V246ZM59 246V245H58ZM69 246V245H68ZM180 246V245H179ZM73 247V246H72ZM77 247V246H76ZM209 247V246H208ZM24 248V247H23ZM179 250V249H178ZM191 251H193V249L191 250ZM200 251V250H199ZM216 251V250H215ZM214 251V252H215ZM217 251H219V250H217ZM51 252V251H50ZM87 252V251H86ZM178 252V251H177ZM182 252V251H181ZM180 252V253H181ZM208 252V251H207ZM187 254V253H186ZM218 252H217V256L216 257H218ZM58 255V254H57ZM205 255V254H204ZM223 255V254H222ZM69 256V255H68ZM169 256V255H168ZM177 257H175L174 259H176ZM188 258V257H187ZM78 259V258H77ZM108 259V258H107ZM36 260V259H35ZM76 260V259H75ZM228 261V260H227ZM231 261V260H230ZM242 261V260H241ZM27 262V261H26ZM159 262V261H158ZM183 262H185V261H183ZM222 262V261H221ZM229 262V261H228ZM31 263V262H30ZM36 264H38V262L36 263ZM42 264H43V261H42ZM65 264V263H64Z\"/></svg>",
    "mask_w": 264,
    "mask_h": 264
}]
</instances>
